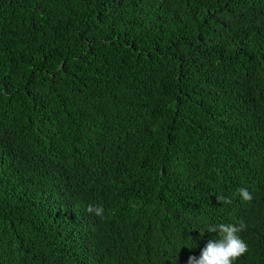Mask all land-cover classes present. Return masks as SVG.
I'll return each mask as SVG.
<instances>
[{
    "label": "trees",
    "instance_id": "trees-1",
    "mask_svg": "<svg viewBox=\"0 0 264 264\" xmlns=\"http://www.w3.org/2000/svg\"><path fill=\"white\" fill-rule=\"evenodd\" d=\"M241 222L264 264V0H0V264H188Z\"/></svg>",
    "mask_w": 264,
    "mask_h": 264
},
{
    "label": "clouds",
    "instance_id": "clouds-1",
    "mask_svg": "<svg viewBox=\"0 0 264 264\" xmlns=\"http://www.w3.org/2000/svg\"><path fill=\"white\" fill-rule=\"evenodd\" d=\"M239 193L243 201H252L253 197L246 188H240ZM217 198L223 203H231L228 198L222 196H217ZM87 210L101 218L105 211L102 206L95 205H89ZM246 227L247 225L243 222L239 226L224 223L215 226L209 225L206 231L218 233L219 239H210L200 257H189L188 264H234L249 251L248 245L239 235Z\"/></svg>",
    "mask_w": 264,
    "mask_h": 264
}]
</instances>
